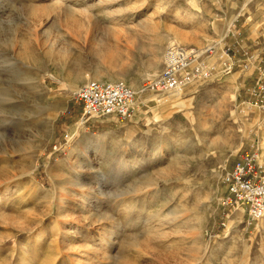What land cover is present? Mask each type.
Returning <instances> with one entry per match:
<instances>
[{"label":"rangeland","instance_id":"1","mask_svg":"<svg viewBox=\"0 0 264 264\" xmlns=\"http://www.w3.org/2000/svg\"><path fill=\"white\" fill-rule=\"evenodd\" d=\"M66 7L91 23L53 27ZM172 44L212 47L192 65L209 76L81 120L80 88L139 90ZM248 153L264 163V0H0V264H264V219L224 205Z\"/></svg>","mask_w":264,"mask_h":264},{"label":"built area","instance_id":"2","mask_svg":"<svg viewBox=\"0 0 264 264\" xmlns=\"http://www.w3.org/2000/svg\"><path fill=\"white\" fill-rule=\"evenodd\" d=\"M212 47L200 52L184 46L171 45L166 53V66L162 73L148 80L141 89L135 90L125 82L91 80L75 94V101L82 108L81 120L116 116L123 121L131 120L137 112L140 95L154 92L159 95L177 93L188 84L209 76L203 64L192 65ZM192 71H188L190 68ZM229 69H227L228 71ZM223 183L227 190L224 205L243 209L250 223L264 217V163L256 153H248L226 172Z\"/></svg>","mask_w":264,"mask_h":264},{"label":"bare ground","instance_id":"3","mask_svg":"<svg viewBox=\"0 0 264 264\" xmlns=\"http://www.w3.org/2000/svg\"><path fill=\"white\" fill-rule=\"evenodd\" d=\"M75 13L79 14L78 16L74 15ZM32 14H35V13H32ZM113 17V16H112ZM92 16L91 14L89 13V11L87 9H84L82 10V12H72L68 7H66V10H65V16L63 15V18H57L55 21L52 22V25L53 27H57V23L58 22H63L65 24V27L67 30H75V31H81V30H84V28H86V26L91 23L90 21H92ZM193 19V18H192ZM190 21L192 22V20L190 19ZM189 22V21H188ZM195 22V21H194ZM60 24V23H59ZM97 22H93L92 23V28H98L97 27ZM91 27V26H90ZM60 28H57L55 31L57 32V34L60 33ZM105 30V29H104ZM106 31V30H105ZM108 31V30H107ZM222 42V41H221ZM223 43H220L219 45H222ZM58 45V44H57ZM172 45H175V44H172ZM51 47H53V45H51ZM24 50L32 56V58L34 60H38V56L36 55L35 53V44L34 43H29L27 45L24 46ZM51 49V48H50ZM200 50H203V49H199L197 51H200ZM205 51V50H204ZM200 52H203V51H200ZM54 53V52H53ZM108 53V52H107ZM106 53V50L105 49H99V50H96L93 52V57L101 62V63H109V64H114L116 62H118V59L117 58H113V57H110V55L108 56ZM55 54V53H54ZM67 56V55H66ZM118 57V56H117ZM165 61H166V55H165ZM184 90V89H183ZM183 90L181 91H178L177 93H182ZM149 96H153V95H149ZM142 101V99L139 101V103ZM138 103V105H139ZM89 158V156H88ZM127 167V165H126ZM84 172H79L80 175H83ZM73 187V190L76 191H72L74 193H71L70 196V201L74 202L75 204V208L77 207H80L82 209H84V204L88 203V192H89V188H87V183H85L83 180L81 181V179L77 180L76 183L72 186ZM68 191V189H67ZM65 193V192H64ZM63 193V194H64ZM90 193V192H89ZM7 196L8 194H1L0 196V200H1V197L3 196ZM65 195V194H64ZM67 195V194H66ZM62 196V195H61ZM74 196V197H72ZM63 197V196H62ZM64 200V199H63ZM62 200V201H63ZM65 201V200H64ZM63 201V202H64ZM78 201V202H77ZM73 204V205H74ZM243 210V209H241ZM244 211V210H243ZM264 217L261 219L263 220ZM260 220V221H261ZM43 235L39 236L37 238L38 242H40L42 239H43ZM156 237V236H155ZM160 238V237H159ZM158 238V239H159Z\"/></svg>","mask_w":264,"mask_h":264}]
</instances>
